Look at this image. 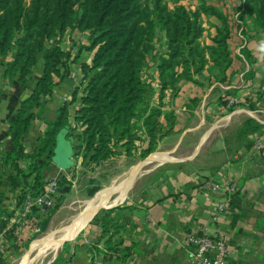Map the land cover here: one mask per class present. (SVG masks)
I'll use <instances>...</instances> for the list:
<instances>
[{
  "label": "trees",
  "instance_id": "1",
  "mask_svg": "<svg viewBox=\"0 0 264 264\" xmlns=\"http://www.w3.org/2000/svg\"><path fill=\"white\" fill-rule=\"evenodd\" d=\"M252 8L256 18L263 20L264 0ZM203 13L220 22L214 25L215 32L207 45L201 43L205 32ZM68 28L91 32V41L82 50L92 52L93 57L81 64L86 86L75 116V122L82 125L81 132L70 122L67 103L58 109L55 119H50L48 108L53 92L70 79L68 61L72 55L59 45L48 47L47 42ZM158 29L166 39L160 50L156 47L161 42ZM231 38L228 15L205 3L190 11L184 5L171 9L165 0H0V56L11 55L4 76L16 80L20 92H31L9 122L13 147L3 152L4 162L15 170L9 175L10 185L21 188L18 205L24 203L28 193L35 196L44 191L47 181L43 171L50 162L57 164L56 150L63 139L68 141L72 156L83 151L86 158L98 165L114 156L115 143H121L131 154L141 139L137 129L141 118L149 142L142 155L153 154L159 142L178 126L175 111L163 108L166 91L178 94L182 82L203 88L199 77L209 79L210 85L213 80L227 82V70L233 62ZM151 52L158 59L160 84L158 103L154 106L150 103L153 88L142 78ZM41 61L37 76L35 68ZM208 69L211 72L207 74ZM76 94L77 91L75 100ZM197 99L200 100H193ZM36 119L44 120L48 127L34 151L26 152L23 139ZM259 129L256 123L251 132ZM246 144L250 145L249 140ZM20 159H26L27 168L19 166ZM1 197L0 229H3L13 212L2 207ZM235 203L234 200L232 204ZM122 208L103 209L108 211L99 221L108 236L107 260L119 250L120 241H113V234L122 228L116 221ZM114 211L116 218L112 216Z\"/></svg>",
  "mask_w": 264,
  "mask_h": 264
},
{
  "label": "crops",
  "instance_id": "2",
  "mask_svg": "<svg viewBox=\"0 0 264 264\" xmlns=\"http://www.w3.org/2000/svg\"><path fill=\"white\" fill-rule=\"evenodd\" d=\"M251 34L253 37L242 30L241 35L239 28H232L230 53L233 62L227 70V82L213 80L207 89L192 82H182L178 94L170 98V108L167 106V111H175L179 126L181 116L178 114L181 113H178V109L190 111L183 105L186 100L203 97L199 102L202 108L199 109L209 112L213 110L210 100H213L215 88H223L224 97L217 105L223 109L221 112L224 115L199 136L192 154L182 159H195L207 146L209 151H221L219 166L200 174L192 172L172 186L161 184L159 190L155 189L157 192L152 189L153 192L142 204L118 205L123 207L118 212L120 217H117L122 228L113 234V241H120L118 252H113L110 260H107L105 242L108 236L104 235L102 226L96 223L81 233L79 250L74 256L71 255L70 264H201L192 256L193 247L189 240L203 233L225 238L229 246V264H264V50L261 49L264 38H261L260 31ZM10 59L11 55L0 56V195H3L0 197L2 207L15 216L23 205H18L21 188L10 185L8 178L15 170L4 162L3 152L13 147L9 122L15 117L21 101L29 97L31 92H20L17 81L4 76L5 64ZM79 59H74L69 66L72 68ZM82 63L80 61L78 66L79 76L82 75ZM81 79L71 75L53 92L48 103L50 119L56 118L58 109L64 104L61 101L64 95L63 98L70 96L68 100L73 102L69 106L70 122L76 123L81 97L78 99L77 93L75 100L74 93ZM213 101V105H216ZM245 114L259 124L260 129L251 132L237 143L236 148L230 150L226 139L218 133L221 128ZM222 120L225 123H221ZM47 127L44 120L32 122L27 137L23 139L26 152L34 151ZM184 129L193 128L187 126ZM213 134L218 136L210 141ZM248 140L250 145L246 144ZM18 164L21 168H27L28 165L26 159L18 160ZM48 170L50 167L45 169L46 172ZM206 181L219 184L220 189L207 186ZM223 199L230 200V203L222 212L217 205ZM234 200L236 205L232 204ZM114 214L115 211L112 216ZM13 216L7 226L0 229V241L6 228L15 222Z\"/></svg>",
  "mask_w": 264,
  "mask_h": 264
},
{
  "label": "rangeland",
  "instance_id": "3",
  "mask_svg": "<svg viewBox=\"0 0 264 264\" xmlns=\"http://www.w3.org/2000/svg\"><path fill=\"white\" fill-rule=\"evenodd\" d=\"M165 1L171 9L178 5H184L190 11L203 7L204 3L212 5L228 15L233 30L241 27L243 28V33L245 31L247 35L249 34V37L252 36L251 33L260 31L262 32L261 38H264V19L258 20L255 15V10L252 8V6L258 4L259 0ZM201 19L205 27L201 43L207 45L211 42L210 38L215 32L214 25L220 22L216 17H211L209 14L204 13L202 14ZM157 32L161 42H158L156 47L157 50H160L163 48L166 39L163 31L158 29ZM236 36L240 37L238 34H236ZM90 41V31L71 30L68 28L63 34L48 41L47 46L51 47L53 45H59L65 52H70L72 56L69 59L68 64L74 59H78V57L80 58L79 62L81 61L82 63V61H90L93 57L92 52L82 50L84 46L89 45ZM147 61V65L142 70V78L153 88L150 103L154 106L158 103L160 89L157 71L158 59L155 52L148 54ZM79 62L76 63V65L74 64L71 68L72 77L82 78L81 83L76 86L78 99L79 96L82 97L84 95L86 86V81H83V74L79 76ZM42 63L43 61H41L37 68H35V74L37 76H39L38 72L41 70ZM210 72L211 70H209L207 74ZM198 79L205 85L202 89H207L209 79L203 77H199ZM214 93L215 94L211 99L215 100L216 105H213L214 101L210 100V106L213 110L209 112L207 110L203 111V109H199L201 107L199 102L203 97L200 100H186L183 105L186 107V110L190 109V111H184L185 109L183 108L178 109V113H181L178 114L181 116L179 126H177L172 134L164 137L159 142L158 148L154 153L158 151L169 152L171 156L176 157L177 159H183L192 154L196 143L199 140V136L224 115V113L221 112L223 109L217 105V102L220 101L219 103H221L222 98L224 97L223 88L217 86ZM165 94L163 108L167 111L168 107L170 108V98L175 95L170 89L167 90ZM63 97L64 95L61 99L62 102L64 101L63 106L65 103L69 106L70 104H73V102L68 100L70 99V96ZM179 105L180 104H178V106ZM196 111H198V113H196ZM184 117L188 118L187 122H185L186 118ZM221 123H225V121L222 120ZM255 125V121L248 114H245L234 120L230 125L221 128L218 134L220 137L226 139L229 149L232 150L236 148L237 143L240 142L241 139L244 137L246 138V134L251 133ZM72 126H76L77 132H81L82 125L74 123ZM187 126L193 129H184V127ZM195 126H197V128ZM137 127L141 139L135 143V147L132 148L131 154L127 152V148L122 146L121 143H115L114 147L116 153L114 156L102 161L98 165L90 161L89 157L86 158L83 151L80 152L79 155L73 154L72 156L68 141L64 139L60 141L61 147L59 155L63 160L62 163L59 164H63L62 167L68 165L69 168H60L59 166L61 165H57L58 162L55 160L57 164L50 162L48 166L50 167V170L46 172V168L44 169L43 174L47 184L44 191L35 195L34 201H39L36 206L37 209L34 210L31 208L28 212L25 210L27 199L29 196H32L31 193H28L23 205L20 206L18 212L13 216L15 222L8 226L5 233L1 236L0 264H28L34 260L36 253H33L32 255L28 254L36 239L44 236L49 229L55 231L59 226L72 221L78 215L86 200L98 195L100 191L114 182L118 177L126 174L135 164L152 156L154 153H151L152 155L149 154L148 157L142 155L143 150L148 147L149 142L141 118L138 119ZM218 134H213L210 141L217 138ZM59 140H61V138ZM207 150V146L203 147L201 155L195 159H189L186 161H168L159 165L146 167L144 171H141L136 177L134 183H131V185H133L130 187L127 198L122 204H142L145 202L146 197L153 192L152 189L154 188V191L157 192L161 184L172 186L183 181L187 176H190L192 172L200 174L204 173L203 171L205 170H215L222 161L221 151L215 149L212 151ZM204 183L205 180L203 181V184ZM206 185L212 187V184L207 181ZM156 188H158V190H155ZM106 211L108 210L98 211L99 213L97 212L90 217L83 228L70 234L71 237L67 239L60 248L54 260L52 262L49 261L50 263L46 260L45 264H70L72 258L71 255L74 256L79 250L81 233L88 231L87 229H89L91 225L95 226L96 223L99 224L100 219L104 217ZM114 216L117 217L116 214H114ZM41 224L44 225L42 226ZM36 262L38 264L39 261Z\"/></svg>",
  "mask_w": 264,
  "mask_h": 264
},
{
  "label": "bare ground",
  "instance_id": "4",
  "mask_svg": "<svg viewBox=\"0 0 264 264\" xmlns=\"http://www.w3.org/2000/svg\"><path fill=\"white\" fill-rule=\"evenodd\" d=\"M180 160L182 159H177L176 157L171 156L168 152L158 151L146 160L135 164L126 174L118 177L114 182L100 191L98 195L86 200L82 209L72 221L59 226L55 231L49 229L44 236L36 239L28 254L32 255L33 253H36V256L34 260L28 264H37L36 261H39L38 264H45L46 260L51 261L57 256L60 248L67 239L71 237L70 234L83 228L90 217L98 211L100 212L102 209L116 207L117 205L124 203L123 201L127 198L131 183L134 182L136 177L141 171H144L146 167L159 165L168 161Z\"/></svg>",
  "mask_w": 264,
  "mask_h": 264
},
{
  "label": "built area",
  "instance_id": "5",
  "mask_svg": "<svg viewBox=\"0 0 264 264\" xmlns=\"http://www.w3.org/2000/svg\"><path fill=\"white\" fill-rule=\"evenodd\" d=\"M243 28H239L242 35ZM72 75V74H71ZM214 189L219 190L220 185L212 183ZM35 196H29L25 210L28 212L31 208L37 206L39 201H34ZM228 199L218 201L217 208L225 211L229 207ZM192 243L191 254L201 264H229V246L222 236H210L207 234H198L189 240Z\"/></svg>",
  "mask_w": 264,
  "mask_h": 264
},
{
  "label": "water",
  "instance_id": "6",
  "mask_svg": "<svg viewBox=\"0 0 264 264\" xmlns=\"http://www.w3.org/2000/svg\"><path fill=\"white\" fill-rule=\"evenodd\" d=\"M60 147H61V144H60V142H59V145H58V147H57V150H56V152H57V155H56V157H55V159L57 160V162H58V164L59 163H62V157L59 155V152H60ZM70 159H71V157H70ZM56 162V163H57ZM59 165H63V164H59ZM66 167V166H65ZM135 181V180H134ZM134 183V182H133ZM133 185V184H132ZM131 185V186H132ZM118 206V205H117ZM110 208H113V207H108V209H110ZM49 262V261H48Z\"/></svg>",
  "mask_w": 264,
  "mask_h": 264
},
{
  "label": "clouds",
  "instance_id": "7",
  "mask_svg": "<svg viewBox=\"0 0 264 264\" xmlns=\"http://www.w3.org/2000/svg\"><path fill=\"white\" fill-rule=\"evenodd\" d=\"M261 49L264 50V41L261 42Z\"/></svg>",
  "mask_w": 264,
  "mask_h": 264
}]
</instances>
